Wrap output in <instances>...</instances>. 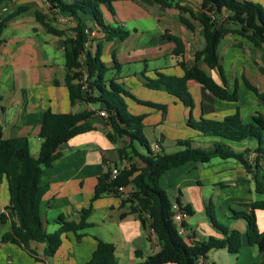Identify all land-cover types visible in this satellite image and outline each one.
<instances>
[{
	"label": "crops",
	"instance_id": "obj_1",
	"mask_svg": "<svg viewBox=\"0 0 264 264\" xmlns=\"http://www.w3.org/2000/svg\"><path fill=\"white\" fill-rule=\"evenodd\" d=\"M177 1L181 3L175 5L177 9H169L170 7L154 0H114L116 17L103 7L105 19L109 24L130 32L123 42L108 41L107 34L97 26L90 15H80L82 24L94 36L90 50L95 52L98 44L102 46V59L114 69L111 71L112 77L116 78L119 84L125 86L123 82L131 78L136 85L134 88L139 92L147 89L164 94L160 95L162 97L160 104H154L165 105L167 107L165 110L153 107L144 109L141 104H132V110L137 115L146 116L145 129L154 130V144L159 143L162 152H170L167 154L178 151L179 141L192 140L195 147L206 149L215 143L223 142L219 138L203 137L189 127L191 108L184 101L164 91L151 90L145 85L147 80L156 79L159 74L174 77L184 75L180 66L181 58L173 54L176 44L163 37L167 32L184 42V62L188 68L195 64V54L205 47L200 23L192 20L194 31L188 30L181 22V16H185V13L178 7H185L198 13L202 11L201 3L199 0ZM246 1L258 3L264 8V0ZM167 2L170 3V0ZM22 6L28 7V10L8 23L0 43V139L18 138L21 140L20 146L28 140L30 150L34 144L36 157L41 145L39 130L46 111L51 110L57 114L96 111L92 120L95 130L78 135L62 145L60 147L62 157L42 173L41 185L47 188V192L41 204V213L47 232L53 233L60 228L58 222L60 217L69 222L80 221L81 212L90 206L98 178L102 174L118 163L127 164V161L120 158L118 149L128 146L129 139L122 138L111 142L106 136L109 128L100 116V110L93 104L79 102L71 105L69 92L65 86L63 39L47 33L45 27L35 18L36 12H41L52 22L54 21L52 16L57 11L50 10L48 0H10L7 5L8 8ZM8 14L2 13L1 17L4 18ZM227 17L228 13H224L221 20L225 21ZM69 21L72 19L69 18ZM53 25L64 29L55 22ZM226 28L240 29L231 23H226ZM219 53L223 59L224 80L231 89L238 85L239 101L238 103L221 101L201 85L193 83L194 90L201 93V100L197 104L194 103L193 109L197 110V113L195 115L192 109V117L195 121L203 117L223 120L234 114L238 107L243 122L249 123L257 113L264 114V106L246 87L243 77L264 93V50L252 48L240 35L229 34L220 43ZM141 63L145 64L144 70L137 68L132 75L130 73L132 67H138ZM198 65L219 84L223 83V78L217 70H210L202 60L198 61ZM129 89L133 91V88ZM143 95L155 96L152 93ZM165 130L168 131L167 135ZM226 143L237 152L256 148L254 142ZM261 167H263L261 179L264 183V159ZM20 169L24 172L25 166H21ZM176 169L180 174L175 175L177 184L174 190L171 189L175 195L171 200H179L182 206H188L193 210V215L185 219L187 231L185 238L188 243L223 237L207 215L208 205L215 206L218 220L220 208L224 207L226 200L231 196L233 197L230 199L231 205L242 210L243 205L253 202L243 196L253 191L255 183L251 179L252 175L237 161L215 159L207 164L188 163ZM17 171L18 165L14 161L9 179L4 178L0 183V214L7 216L6 224L0 229V264H55V259L64 249L65 242L70 245L69 262L85 264L91 259L98 239L115 246L118 264L144 262L159 252L160 245L153 231L145 228L136 214L129 213V207L122 205L121 198L112 195H105L93 203V210L88 219L90 227L83 231L80 240L73 232L68 233L54 257L44 256L46 244L31 243L40 259L35 260L23 247L1 243V237L11 228V221L22 225L21 214L15 200ZM173 171L174 169L165 173L161 181ZM229 192L232 193L231 196ZM261 213H264V210L256 211L257 223L260 231L264 232V226L260 225ZM223 217L226 219L224 220L226 227L240 231L243 235L241 251L235 257L229 256L227 263L263 264L264 253L251 246L245 236L247 222L243 219L229 218L230 215L226 211ZM50 226L53 229L51 232L48 231ZM221 250L230 254L225 249ZM137 251L143 252L144 256L137 259ZM218 251L212 250L203 259L204 264H216L213 257Z\"/></svg>",
	"mask_w": 264,
	"mask_h": 264
},
{
	"label": "trees",
	"instance_id": "obj_2",
	"mask_svg": "<svg viewBox=\"0 0 264 264\" xmlns=\"http://www.w3.org/2000/svg\"><path fill=\"white\" fill-rule=\"evenodd\" d=\"M114 0H48L50 10L72 19V29L57 28L50 18L36 13L35 18L41 23L47 33L63 39L65 50V86L69 92L71 105L84 102L99 105V110L105 111L104 117L109 130L106 133L111 142L128 138L129 145L118 149L122 161L118 163L120 174L111 180L112 167L98 178L91 203L81 212L79 222H69L60 217V228L48 233L41 213V204L47 188L41 185V176L44 169L50 168L62 157L60 147L78 135L95 130L92 120L96 111L85 110L79 113L57 114L48 110L45 112L39 138L41 145L38 155H32L28 140L20 146L18 138L0 139V183L10 177L12 164L17 162L16 196L15 200L21 214L22 225L11 221V228L1 237V243L15 244L23 247L35 260H40L38 253L31 247L32 242L46 244L45 257H54L60 250L63 238L70 232L76 234L78 240L82 232L90 227L88 219L93 210V203L105 195L121 198L123 206L129 207V213L137 215L143 226L155 234L160 245L158 253L148 257L144 262L135 264H204L203 259L212 250L225 249L230 254L237 255L242 249L243 235L240 231L231 230L220 224L215 214V206H207V215L215 228L222 233V238H209L202 242L188 243L174 221L173 204L177 203L186 217L193 215V210L182 206L178 201H172L167 192L160 187L161 178L170 170L183 167L188 163L207 164L215 159L222 161L234 160L241 163L252 175L256 185L257 201L243 205L242 212L234 211V218L247 222L245 236L251 246L264 253V232H259L257 210H264V183L261 179V162L264 159V114L257 113L249 123H244L239 108L234 114L223 120L201 118L198 122L192 117L194 102L189 92L192 83L201 85L215 98L238 103L239 88H229L224 80L223 59L219 53L222 40L229 34L242 36L254 49L264 50V8L255 2L246 0H200L202 11L195 13L185 7L178 6L185 13L181 22L188 30L194 31L192 20L198 21L203 28L205 47L195 54V64L188 68L184 62L185 45L181 38L167 32L163 37L176 44L174 55L181 58L180 66L184 71L182 77L159 74L156 79H149L145 83L151 90L164 91L177 99L184 101L191 108L189 127L203 137H215L223 142L215 143L210 148H200L193 145L192 140L179 141L181 148L171 154L155 153L144 137L145 115H134L129 112L124 97H129L138 103L128 90L119 84L114 77L108 74L114 70L102 59V46L97 45L95 52L87 47V28L82 24L80 15H90L97 26L107 34L108 41H125L129 31L116 28L105 19L103 7L116 17L113 8ZM157 3L171 7L167 0H154ZM10 0H0V43L8 23L27 7H22L4 18L1 17L4 8ZM224 13H228L222 21ZM53 20V19H52ZM226 23L239 26L240 29H228ZM202 60L210 70H217L223 78L219 84L212 76L198 65ZM118 65V64H117ZM86 78L88 87L83 89V80ZM246 87L256 95L264 106V93L243 77ZM165 110V105L148 104V106ZM254 142L256 148L237 152L226 142ZM138 143V144H137ZM139 145L142 149H138ZM146 152H145V150ZM143 150V151H142ZM254 156V159H252ZM25 171L21 172V166ZM129 165V166H128ZM125 189L124 194L118 188ZM7 216L0 214V229L6 224ZM185 225V224H184ZM113 244L98 239L97 247L91 259L85 264H118ZM143 252L137 251V259L142 258ZM264 264V263H263Z\"/></svg>",
	"mask_w": 264,
	"mask_h": 264
},
{
	"label": "rangeland",
	"instance_id": "obj_3",
	"mask_svg": "<svg viewBox=\"0 0 264 264\" xmlns=\"http://www.w3.org/2000/svg\"><path fill=\"white\" fill-rule=\"evenodd\" d=\"M199 2H200V0H199ZM170 3L172 4V6L173 7H170L169 9H177L176 8V4L177 3H180V1H177V0H170ZM201 3V2H200ZM181 4V3H180ZM163 5V4H162ZM12 6V5H11ZM32 6V5H31ZM22 7H25V6H22ZM21 7V8H22ZM32 7H34V6H32ZM35 7H37V6H35ZM49 7H50V4H49ZM7 8V9H6ZM6 8H4V10H3V12L2 13H13V12H15V11H17L18 9H20V8H8V7H6ZM47 8H48V6H47ZM10 9H14V10H10ZM49 9V8H48ZM28 10V7H27V9L24 11V12H26ZM23 12V13H24ZM178 12V11H177ZM36 13H41V12H36ZM51 13V12H50ZM59 14V15H58ZM58 15V16H57ZM52 18H53V20L54 21H52V23L53 22H55L58 26H61L62 28H64V30H67L68 31V34H70V35H72V33L71 32H69L70 31V29H72V22L73 21H69V18L70 17H68V16H64V15H60V13H56V14H54L53 16H52ZM89 35H88V39L90 38V40H88V49H90L91 47H92V45H93V35L91 34V31L89 30ZM137 68L138 69H141V71H143L144 70V68H145V64L144 63H141L138 67H132V69H131V74L132 75H134V73H135V71L137 70ZM150 68H152V66H150ZM108 76L109 77H112V72H110L109 74H108ZM134 80L132 79L131 80V78L129 79V80H126V81H124L123 83L125 84V86L124 85H122L126 90H128L137 100H140L142 103H141V106H143L144 107V109H147L146 107H152V106H148V104H154V103H157V104H160L159 102H161V96L160 95H164V94H160V93H158V92H152V91H150V90H144V91H142V92H139L138 90H136L135 88H134V85H135V83L133 82ZM138 81V80H137ZM128 82H129V86H128ZM193 84V83H192ZM190 85L189 86V92H190V94L192 95V97H193V101H194V103L195 104H197V103H199L200 102V100H201V93H200V91H195L194 90V88H193V85ZM136 86V85H135ZM133 88V91L132 90H130L129 88ZM137 88V87H136ZM146 93V94H148V93H152V94H154L155 96L154 97H146L145 95H143L144 93ZM166 95V94H165ZM252 95V97H254V95L253 94H251ZM123 98H124V100H125V102L127 103V105H128V110H129V112L130 113H132V114H134V115H137V113H134V111L132 110V108H133V106H132V104H140V103H138L137 101L135 102V100L133 101V99H131V98H129V97H124L123 96ZM149 98H151V99H149ZM131 101L133 102V103H131ZM131 104V105H130ZM95 106V108L96 109H99V105H94ZM136 106H138V105H136ZM194 108V107H193ZM143 109V110H144ZM194 110V109H193ZM194 113H195V115H196V113H197V110H194ZM198 120V119H197ZM196 120V121H197ZM198 122V121H197ZM165 134L167 135L168 134V131L167 130H165ZM153 135H154V130L152 129V128H146V129H144V137L146 138V140L149 142V144H150V147H151V150L154 152V147H153V145H154V137H153ZM138 144V143H137ZM137 146V148L138 149H142L139 145H136ZM167 146H169V145H167ZM181 148L179 147L178 148V151L180 150ZM145 150V149H144ZM145 152H146V150H145ZM31 153H32V155L34 156L36 153H35V148H34V144L33 145H31ZM167 153H170V152H168L167 151ZM254 159V156H252V159L251 160H253ZM127 164H129V162L127 161ZM129 166V165H128ZM262 168L263 167H261L260 168V172H262L263 170H262ZM180 169V168H179ZM181 169H183V168H181ZM180 174V172H179V170L178 169H174V171L173 172H171V174H169V175H167L166 177H164L163 179H162V181H160V187H161V189L162 190H164V191H166L167 192V195H168V197L170 198V199H172L175 195H173V193L171 192V189L172 190H174V186L177 184V182L175 181L176 179H175V175H177V174ZM252 180H253V177L251 178ZM253 182L255 183V181L253 180ZM255 189H256V185L255 186H253V191H252V193H247L246 195H243L245 198L247 197L248 198V200L249 201H257L260 197H259V195L256 193V191H255ZM230 193V192H229ZM232 195V193H230V196ZM233 196H235V195H233ZM233 197L231 196L229 199H227L226 200V203L223 205L224 207H221L220 208V219H218V222L220 223V224H222V225H224V226H227V224H226V221H224V220H226V219H224V211H226L229 215H230V217L229 218H234V211H236V212H242L243 210H245V208H243V210H242V208H238V207H236V206H232L231 205V200L230 199H232ZM235 201H237V200H235ZM232 207V208H231ZM49 221H50V219H49ZM260 225L261 226H264V213H261V216H260ZM53 229H52V227L50 226L49 228H48V231L49 232H51ZM259 232H261L260 231V229H259ZM83 233V232H82ZM68 242V241H67ZM70 247V245H69V243H66L65 242V244H64V249L63 250H61L59 253H58V257L55 259V264H72V262H69V248ZM222 253V254H221ZM224 253V254H223ZM229 256L230 257H235V255H230V254H228L226 251L224 252V251H222V250H219L217 253H216V255L213 257V258H215V261H216V264H230V263H227V258L228 259H230L229 258Z\"/></svg>",
	"mask_w": 264,
	"mask_h": 264
},
{
	"label": "built area",
	"instance_id": "obj_4",
	"mask_svg": "<svg viewBox=\"0 0 264 264\" xmlns=\"http://www.w3.org/2000/svg\"><path fill=\"white\" fill-rule=\"evenodd\" d=\"M85 32L87 33V35H89V33H90L88 29ZM87 47H88V43H87ZM86 78L87 77H85L84 80H83V85H84L83 89H87V87H88ZM100 116L102 118H104V117H107V114H106L105 111H101L100 112ZM153 147H154V152L155 153H161L162 152V148H161L159 143L154 144ZM120 171H121L120 168H118L116 166H113L112 167V171H111V180H115L119 176ZM118 191H119V193L124 194L125 189L123 187H119ZM173 211H174V221L178 225L179 232H180V234L183 237H186V232L187 231H186V228H185L184 224H185V219L187 217H186L185 213L181 210L180 206L177 203L173 204Z\"/></svg>",
	"mask_w": 264,
	"mask_h": 264
}]
</instances>
